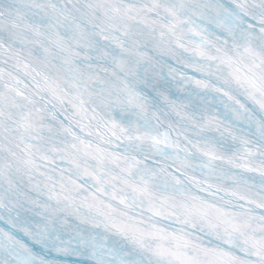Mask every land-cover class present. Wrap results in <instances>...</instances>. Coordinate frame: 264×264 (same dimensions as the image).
Returning a JSON list of instances; mask_svg holds the SVG:
<instances>
[{
  "label": "snow or ice",
  "instance_id": "obj_1",
  "mask_svg": "<svg viewBox=\"0 0 264 264\" xmlns=\"http://www.w3.org/2000/svg\"><path fill=\"white\" fill-rule=\"evenodd\" d=\"M0 264H264V0H0Z\"/></svg>",
  "mask_w": 264,
  "mask_h": 264
}]
</instances>
